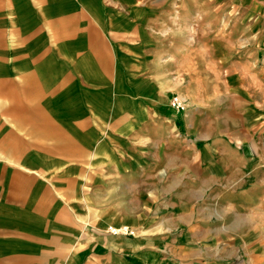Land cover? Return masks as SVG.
Segmentation results:
<instances>
[{"label": "crops", "instance_id": "1", "mask_svg": "<svg viewBox=\"0 0 264 264\" xmlns=\"http://www.w3.org/2000/svg\"><path fill=\"white\" fill-rule=\"evenodd\" d=\"M170 2L0 0V264H264L260 35L182 54Z\"/></svg>", "mask_w": 264, "mask_h": 264}, {"label": "rangeland", "instance_id": "2", "mask_svg": "<svg viewBox=\"0 0 264 264\" xmlns=\"http://www.w3.org/2000/svg\"><path fill=\"white\" fill-rule=\"evenodd\" d=\"M170 2V5L178 4V16L174 17V24L169 25L165 30L167 43L175 44V48L181 50V53L194 52L199 56V53L206 52L205 48L209 46V42L220 36H231L232 41L229 42L226 51L237 55L245 49H253L252 44L239 42L240 36L245 35H260V48L264 54V0H165ZM195 11L194 18L189 17L187 8ZM251 38V36H249ZM171 42V43H170ZM208 44V45H207ZM246 44V45H245ZM211 45V44H210ZM245 45V46H244ZM172 47V46H171ZM221 45L214 44V52L222 53ZM197 55L195 58H197ZM204 57V56H203ZM199 58V57H198ZM187 70H190V61L186 62ZM200 63V61H199ZM190 72V71H189ZM188 73V72H187ZM185 79L188 78L184 76ZM190 79V76L189 78ZM178 97L184 103V109H175L172 107V100ZM169 113L181 114L187 108V101L176 93L169 95ZM113 228V227H111ZM122 231L126 227H114ZM129 231L131 230L127 227ZM133 230V229H132ZM108 233L114 235L110 228ZM119 235V234H115ZM123 235V234H121ZM135 235V234H134ZM133 235V236H134Z\"/></svg>", "mask_w": 264, "mask_h": 264}, {"label": "built area", "instance_id": "3", "mask_svg": "<svg viewBox=\"0 0 264 264\" xmlns=\"http://www.w3.org/2000/svg\"><path fill=\"white\" fill-rule=\"evenodd\" d=\"M172 107L179 110V109H184V103L183 101H181L180 98L178 97H175L173 100H172V103H171ZM110 230L112 231V233L115 235V234H123V235H128V236H132L135 234V231L134 230H130L126 227L124 228L122 231H119L117 230L116 228H110Z\"/></svg>", "mask_w": 264, "mask_h": 264}]
</instances>
